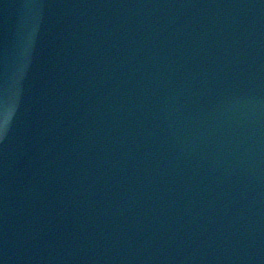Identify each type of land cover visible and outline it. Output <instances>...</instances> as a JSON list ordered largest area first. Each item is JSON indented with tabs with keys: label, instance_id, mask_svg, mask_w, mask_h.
Returning a JSON list of instances; mask_svg holds the SVG:
<instances>
[{
	"label": "water",
	"instance_id": "1",
	"mask_svg": "<svg viewBox=\"0 0 264 264\" xmlns=\"http://www.w3.org/2000/svg\"><path fill=\"white\" fill-rule=\"evenodd\" d=\"M0 264H264V0H0Z\"/></svg>",
	"mask_w": 264,
	"mask_h": 264
}]
</instances>
